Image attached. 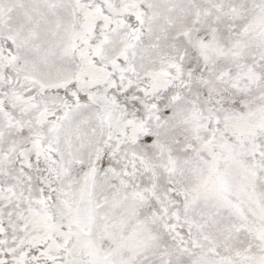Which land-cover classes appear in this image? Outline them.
Here are the masks:
<instances>
[{"label":"snow or ice","instance_id":"1","mask_svg":"<svg viewBox=\"0 0 264 264\" xmlns=\"http://www.w3.org/2000/svg\"><path fill=\"white\" fill-rule=\"evenodd\" d=\"M0 264H264V0H0Z\"/></svg>","mask_w":264,"mask_h":264}]
</instances>
